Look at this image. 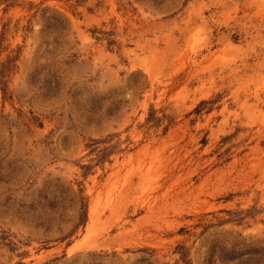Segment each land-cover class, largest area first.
<instances>
[{
  "label": "rangeland",
  "instance_id": "374dc122",
  "mask_svg": "<svg viewBox=\"0 0 264 264\" xmlns=\"http://www.w3.org/2000/svg\"><path fill=\"white\" fill-rule=\"evenodd\" d=\"M0 264H264V0H0Z\"/></svg>",
  "mask_w": 264,
  "mask_h": 264
}]
</instances>
